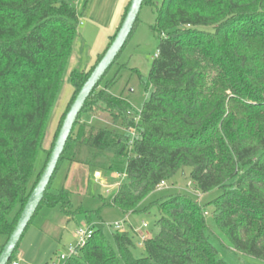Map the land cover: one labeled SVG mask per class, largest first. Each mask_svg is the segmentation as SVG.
I'll return each instance as SVG.
<instances>
[{
    "label": "trees",
    "instance_id": "16d2710c",
    "mask_svg": "<svg viewBox=\"0 0 264 264\" xmlns=\"http://www.w3.org/2000/svg\"><path fill=\"white\" fill-rule=\"evenodd\" d=\"M80 16L65 0H0V234L6 240L51 152L42 140ZM152 30L160 43L142 80L150 93L140 111L111 94L114 82L104 79L119 53L85 100L37 210L58 205L68 217L78 213L69 189L51 188L67 161L120 178L110 195L98 196L103 206L123 215L155 207L159 217L157 232L142 240L141 257L133 255L127 233L112 228L110 240L93 228L64 264H227L209 240L205 207L234 251L264 260V0H162ZM105 50L87 71H71L66 112ZM83 113L110 127L80 122ZM186 167L199 192L221 193L205 205L181 193L145 203ZM84 222L91 223L88 216Z\"/></svg>",
    "mask_w": 264,
    "mask_h": 264
},
{
    "label": "rangeland",
    "instance_id": "374dc122",
    "mask_svg": "<svg viewBox=\"0 0 264 264\" xmlns=\"http://www.w3.org/2000/svg\"><path fill=\"white\" fill-rule=\"evenodd\" d=\"M77 9L81 16L77 27V37L73 45L72 55L67 63L65 78L62 83L53 109L49 115L42 140V148L45 152L52 150L57 133L65 117L68 105L73 97V89L70 84L72 70L84 66L89 60L90 50L99 44L102 24L107 21L112 12V0H65ZM141 5L137 21L120 51L115 63L106 72L104 79L114 82L110 92L114 96L128 100L133 109L140 111L142 104L147 100L150 88H146L143 79L146 78L152 60L157 53L160 38L154 33L152 27L156 20V8L162 0H148ZM102 36L100 37L101 41ZM79 61V66L78 62ZM87 71V70H85ZM80 122H87L95 126L110 127L104 122L103 117L81 114ZM105 123V125H104ZM45 153L41 152L36 164L35 172L40 169ZM191 168L186 167L177 171L173 177L165 183V186L156 190L145 202L158 198L181 193L197 200L200 205H205L218 196L221 191L214 189L202 194L190 180ZM94 169L80 167L64 161L59 166L51 182L52 189H60L65 186L70 190L72 217L62 213L60 207L42 205L36 212L32 221L21 237L17 250L13 254L12 261L17 264H47L51 259H56L67 246L75 242L74 230L76 226L86 220L91 221L95 229L100 230L111 240L114 232L111 224L122 223L121 232H125L131 238L132 253L135 257L144 255L142 236L147 238L157 232L155 220L159 213L155 207L147 212H136L123 215L114 207L103 206L99 195L108 196L116 188L120 178L115 174L100 176L95 175ZM207 211L206 220L209 227V240L215 246L220 258L227 264H264L260 260L248 255L240 254L233 250L226 234L219 230ZM146 224V227H143ZM136 230V231H135ZM135 231V232H134ZM6 242V237L0 234V250ZM57 255V256H56Z\"/></svg>",
    "mask_w": 264,
    "mask_h": 264
},
{
    "label": "water",
    "instance_id": "95a60500",
    "mask_svg": "<svg viewBox=\"0 0 264 264\" xmlns=\"http://www.w3.org/2000/svg\"><path fill=\"white\" fill-rule=\"evenodd\" d=\"M143 2L144 0L129 1V6L127 8L125 16L121 21V24L116 31L113 40L105 50L100 60L94 66L93 70L81 86L68 111L66 112L46 165L36 185L29 194L12 232L10 233L6 242L0 250V264H7L9 259L11 258V255L13 254L21 237L23 236L28 223L32 219L41 200L43 199L46 187L48 186L54 174L59 158L63 153L66 141L70 135L73 125L77 120V116L83 108L85 100L88 98V96L97 85L99 80L102 78V76L105 74L107 69L113 64L115 58L125 45L128 37L133 30Z\"/></svg>",
    "mask_w": 264,
    "mask_h": 264
},
{
    "label": "crops",
    "instance_id": "0c3cea01",
    "mask_svg": "<svg viewBox=\"0 0 264 264\" xmlns=\"http://www.w3.org/2000/svg\"><path fill=\"white\" fill-rule=\"evenodd\" d=\"M129 1L130 0H112L111 6L113 8H112L111 16L107 21H105L102 24L103 27L100 30L101 31L100 36L97 38L99 40V44L94 47V50L92 51L90 50L89 52L90 58L84 64V66L81 65L80 67L79 61H77L79 67L76 69L88 70L95 63L97 57L105 50V48L108 45L110 37L115 33L117 27L119 26L124 11L127 5L129 4ZM101 36L102 38L100 41Z\"/></svg>",
    "mask_w": 264,
    "mask_h": 264
},
{
    "label": "built area",
    "instance_id": "2783aa9c",
    "mask_svg": "<svg viewBox=\"0 0 264 264\" xmlns=\"http://www.w3.org/2000/svg\"><path fill=\"white\" fill-rule=\"evenodd\" d=\"M96 176H100L99 172L95 173ZM165 186V182H161L157 186V190L163 188ZM111 227L114 230H121L122 229V223L121 222H115L111 224ZM143 227H146V224H143ZM93 224L82 222L78 224L74 230V237L75 242L72 245H69L66 247V249L59 253L56 259H51L47 264H64L66 260L69 258L75 257L78 253V251L85 245L86 241L91 237L93 234ZM136 231V230H135ZM142 240L145 237H141ZM12 264H17L16 262H13Z\"/></svg>",
    "mask_w": 264,
    "mask_h": 264
}]
</instances>
